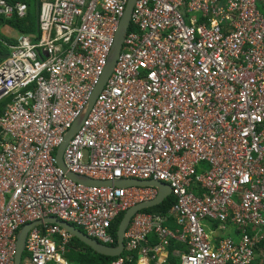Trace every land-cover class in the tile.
I'll use <instances>...</instances> for the list:
<instances>
[{
  "label": "built area",
  "instance_id": "1",
  "mask_svg": "<svg viewBox=\"0 0 264 264\" xmlns=\"http://www.w3.org/2000/svg\"><path fill=\"white\" fill-rule=\"evenodd\" d=\"M128 2L43 0L38 36L2 41L0 264H15L19 231L47 217L113 247L114 219L158 194L77 183L56 159ZM27 12L0 0V16ZM63 159L90 179L171 186V209L135 213L111 264H264V0H136L121 55ZM231 226L233 236L217 234ZM72 238L57 224L34 226L25 264H72Z\"/></svg>",
  "mask_w": 264,
  "mask_h": 264
},
{
  "label": "water",
  "instance_id": "2",
  "mask_svg": "<svg viewBox=\"0 0 264 264\" xmlns=\"http://www.w3.org/2000/svg\"><path fill=\"white\" fill-rule=\"evenodd\" d=\"M135 1L136 0H129L126 6L125 13L121 19L118 31L116 33V38H115L114 46L112 48V53L109 58L108 65L106 67V70L99 84L92 92L88 109L83 112V114L80 116L77 122L73 125V127L65 135L63 143L57 149L56 159H57L58 167L61 168L70 179H72L73 181L77 183L86 184V185H116V186H125V187L133 186V185L155 186L158 189V194L152 200L138 202L134 204L133 206L129 207L125 211L123 218L121 219V222L119 224L118 231H117V241H118L117 248L102 244L98 240L91 238L89 235L84 233L81 229L77 228L76 226L68 222L61 221L56 217H47L43 220H38V221L28 223L22 227L17 237V251H16V256H15V264H22L23 254L25 252L26 239H27L29 231L34 226L42 225L44 223L57 224L61 226L62 228L70 232L73 235V237L78 238L80 241H82L84 244L89 246L93 251H95L96 253L100 255H104L105 257H109V258L120 257L122 253L124 252V233L126 231L127 226L129 225L131 221L132 216L144 208H148V207H152V206L160 204L171 194V186L161 181H154V180L143 181V180H137V179H125V180L122 179L121 180L120 179V180H116L112 182V181H98V180L87 178L85 176L76 175L67 170L64 164V159H63L65 148L67 147L68 143L70 142L74 134L79 130L81 124L83 123L90 109L94 105L99 93L103 89L107 79L110 77L111 73L113 72V69L115 68V65L121 55L124 39H125V36L130 26L131 13H132ZM39 10H40V5L39 3H37L36 13L38 17H39ZM6 56L7 55H2L0 53V59L5 58Z\"/></svg>",
  "mask_w": 264,
  "mask_h": 264
},
{
  "label": "trees",
  "instance_id": "3",
  "mask_svg": "<svg viewBox=\"0 0 264 264\" xmlns=\"http://www.w3.org/2000/svg\"><path fill=\"white\" fill-rule=\"evenodd\" d=\"M12 3H25L28 7L27 16L24 18H19L17 16H13L11 18H6L3 16H0V52L8 53L9 48L3 44L2 41L6 42L7 44H14L16 42V39L13 37H8L4 33V28H9L13 32H17L18 35H27L30 36L31 34H38V16L36 13V4L39 3L41 5V2L43 0H7ZM132 28H130L131 30ZM10 101V99H5L4 101L0 102V117L3 115L7 103ZM1 127H0V142H1ZM175 203V199L172 195H169L163 202H161L158 205L144 208L140 211L142 212H151L156 213L158 215H164L166 214L169 209L173 206ZM125 212L118 215L114 221L112 222L111 226V232L112 235L115 238V243L113 244V247L117 248L118 241H117V231L119 228V224L121 222V219L123 218ZM82 230V229H81ZM83 231V230H82ZM84 232V231H83ZM85 233V232H84ZM264 246V243H262ZM70 251H68L65 255V257L71 261V259L68 258L69 254L71 253V249H77V262L79 264H111L115 258H109L105 257L104 255H100L93 251L89 246L84 244L82 241H80L78 238L73 237L69 244ZM29 256V254H28ZM25 252L23 254V260L24 261ZM172 260H175L173 256H171Z\"/></svg>",
  "mask_w": 264,
  "mask_h": 264
},
{
  "label": "rangeland",
  "instance_id": "4",
  "mask_svg": "<svg viewBox=\"0 0 264 264\" xmlns=\"http://www.w3.org/2000/svg\"><path fill=\"white\" fill-rule=\"evenodd\" d=\"M10 35H12L13 37H16V36H18V33L17 32H10L9 33ZM205 165H203V167H204ZM203 224H204V229L207 231V233L212 237L213 236V230H214V228L212 227V225H211V223L210 222H208V220H204L203 222H202ZM20 232V231H19ZM52 240L53 241H57L58 240V238L56 237V236H53L52 237ZM67 249L70 251V247H67ZM68 258L69 259H71V263L72 264H79L78 262H77V249H71V253L69 254V256H68ZM27 259H28V253L27 252H25V257H24V261H23V263L25 264V261H27Z\"/></svg>",
  "mask_w": 264,
  "mask_h": 264
},
{
  "label": "crops",
  "instance_id": "5",
  "mask_svg": "<svg viewBox=\"0 0 264 264\" xmlns=\"http://www.w3.org/2000/svg\"><path fill=\"white\" fill-rule=\"evenodd\" d=\"M39 12H40V10H39ZM38 21H39V17H38ZM38 21H37V25H38ZM129 30V29H128ZM4 33L8 36V37H13L12 35H10L9 33L10 32H12L11 31V29H9V28H4ZM28 35V34H27ZM26 35V36H27ZM19 36V35H18ZM18 36H16V37H18ZM33 39L34 38H36L37 36H38V34H31L30 35ZM16 37H13V38H15L16 39ZM10 102V101H9ZM8 102V103H9ZM205 167V166H204ZM171 195V194H170ZM234 231H235V227H233V226H231L228 230H226V231H222V230H218L217 231V234H219L221 237H223V236H228V235H230V236H233V234H234ZM175 258V257H174ZM177 259H175V260H173V261H176ZM177 262V261H176Z\"/></svg>",
  "mask_w": 264,
  "mask_h": 264
}]
</instances>
